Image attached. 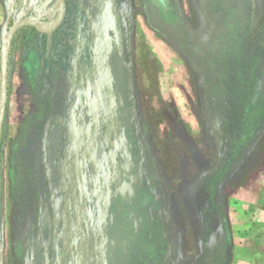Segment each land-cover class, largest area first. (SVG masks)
Listing matches in <instances>:
<instances>
[{
	"label": "rangeland",
	"instance_id": "obj_1",
	"mask_svg": "<svg viewBox=\"0 0 264 264\" xmlns=\"http://www.w3.org/2000/svg\"><path fill=\"white\" fill-rule=\"evenodd\" d=\"M14 33L0 264H264V0H64ZM0 0V59L22 17Z\"/></svg>",
	"mask_w": 264,
	"mask_h": 264
},
{
	"label": "water",
	"instance_id": "obj_2",
	"mask_svg": "<svg viewBox=\"0 0 264 264\" xmlns=\"http://www.w3.org/2000/svg\"><path fill=\"white\" fill-rule=\"evenodd\" d=\"M58 1V10L54 17V19L47 24L48 27H42V22H40L35 17H22L16 21H14L7 29L2 52H1V59H0V134L2 129L3 117L6 107V97H7V62H8V55H9V48L12 37L14 33L17 31L18 28L22 27L23 25L29 24L33 26L40 32H50L52 31L61 21L64 10H65V3L64 0H57Z\"/></svg>",
	"mask_w": 264,
	"mask_h": 264
},
{
	"label": "bare ground",
	"instance_id": "obj_3",
	"mask_svg": "<svg viewBox=\"0 0 264 264\" xmlns=\"http://www.w3.org/2000/svg\"><path fill=\"white\" fill-rule=\"evenodd\" d=\"M42 27H48V25H42ZM6 34V33H5Z\"/></svg>",
	"mask_w": 264,
	"mask_h": 264
},
{
	"label": "trees",
	"instance_id": "obj_4",
	"mask_svg": "<svg viewBox=\"0 0 264 264\" xmlns=\"http://www.w3.org/2000/svg\"><path fill=\"white\" fill-rule=\"evenodd\" d=\"M40 21V20H39ZM40 22H42V21H40Z\"/></svg>",
	"mask_w": 264,
	"mask_h": 264
}]
</instances>
